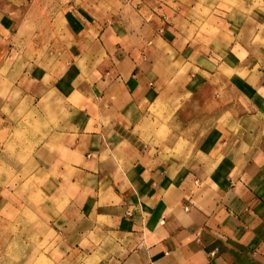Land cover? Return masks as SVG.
<instances>
[{"label": "crops", "instance_id": "1", "mask_svg": "<svg viewBox=\"0 0 264 264\" xmlns=\"http://www.w3.org/2000/svg\"><path fill=\"white\" fill-rule=\"evenodd\" d=\"M214 2L164 6L142 47L125 30L80 28L109 63L79 82L64 64L69 82L52 84L49 109L33 99L42 86L30 70L18 93L0 94V175L25 172L0 190L2 219L28 220L50 264H264V0ZM205 3L221 25L203 44L184 8ZM187 97L196 114L216 113L207 128L173 111ZM189 129L204 132L184 145L198 150L176 151L173 133Z\"/></svg>", "mask_w": 264, "mask_h": 264}, {"label": "rangeland", "instance_id": "2", "mask_svg": "<svg viewBox=\"0 0 264 264\" xmlns=\"http://www.w3.org/2000/svg\"><path fill=\"white\" fill-rule=\"evenodd\" d=\"M175 1L0 0V45H3V49H7L4 50V57L8 59L0 67V94H7L6 90L9 85H12L10 87L12 91L8 92L10 95L18 93L17 90L15 92L17 81L20 76H23L24 71L30 70L29 75H32L30 82L42 86V89L32 92L34 93L33 99L40 100L39 102L43 104L44 110L49 109L54 97L51 96L52 84L62 78L65 80L64 85L69 82L68 76H65L67 74L63 72L64 64L69 68L76 67L74 72L79 75L76 80L79 82V80H83L88 70L92 69L93 66H97V71L100 74L102 72L100 69H105V66L109 63V54L102 47L97 50L94 48V41H89L87 44L79 39L77 34L80 28L82 31L85 30L86 33L88 31L89 34H96L94 35L96 38H99L102 32H107L111 27L114 30H125L131 34V37L137 36L134 39L129 40L127 38L126 40L142 47L146 35H148L147 38L150 35L152 37L155 33L154 28L166 21V9L163 7L167 6L176 10V7L180 5ZM219 1L215 0L214 2L216 3V9L224 11L227 6ZM196 7L199 10H192L190 6L184 8V10L189 11L187 15L190 17L187 18V23H184V26L191 21V15L194 16L199 35L201 37L207 36L205 41L202 42L206 44L211 42L209 39L218 33V26L221 23L217 24L215 22L217 19L214 16L219 13L213 10L215 7H211L207 3L198 4ZM11 16L14 17L15 21L13 20L10 29L4 30V21ZM72 16L78 18V23H72L74 21ZM128 44L129 42H127ZM36 67L42 68L44 74L41 72L35 74ZM51 67L52 70H50ZM8 71L6 77H1ZM190 85L194 87L195 83H190ZM60 93L64 97L68 96L66 95L67 89H60ZM77 96L74 94L75 99ZM223 103L221 100V104ZM197 104L199 105V102L196 99L187 97L182 101H177L173 111L179 117H181L180 113L191 112L190 115H184V117L193 123L192 126L199 125L207 128L214 122L216 113L207 112L204 115H198L196 114ZM44 117L46 120H51V117H48L47 114H44ZM179 117L176 118L179 119ZM203 134L202 131L192 129L174 132V138L176 142L179 141L178 144L180 145L176 151L185 148L198 150L197 145L193 144V146L187 147L184 145L191 141L197 144V139L204 137ZM158 135L162 136V134ZM9 165L13 167L12 163H9ZM8 177L6 173L0 175V190L4 186L8 187L9 184L22 183L25 172L21 170L18 172L11 171L10 177ZM15 190L17 189L11 188L10 191ZM21 192L18 190L17 194ZM5 196L3 198L0 194V264H50L45 256L50 245L41 236L35 237L32 227L25 224L28 223V220L26 222L24 217L19 221L2 219V208L4 205L7 206L4 200H8L7 194Z\"/></svg>", "mask_w": 264, "mask_h": 264}]
</instances>
